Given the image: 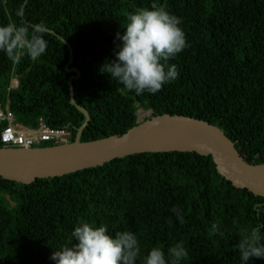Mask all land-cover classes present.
Returning a JSON list of instances; mask_svg holds the SVG:
<instances>
[{"label": "trees", "instance_id": "trees-1", "mask_svg": "<svg viewBox=\"0 0 264 264\" xmlns=\"http://www.w3.org/2000/svg\"><path fill=\"white\" fill-rule=\"evenodd\" d=\"M152 4L182 18L189 46L170 61L177 80L136 96L99 69L114 59L115 34L127 15ZM21 22L43 23L48 47L19 65L0 53V105L15 125L32 131L44 125L75 141L85 117L70 102L75 74L66 71L65 40L69 68L80 72L72 82L75 102L90 118L80 142L122 136L137 125L139 110L151 111L216 126L248 165L264 164V0H0V25ZM7 125L0 119V136ZM80 221L106 225L109 235L134 232L137 264L152 247L166 253L176 243L188 250L182 264H239L240 233L264 222V197L234 188L211 157L196 153L134 155L30 185L0 178V264H53L52 251L68 243Z\"/></svg>", "mask_w": 264, "mask_h": 264}, {"label": "clouds", "instance_id": "clouds-1", "mask_svg": "<svg viewBox=\"0 0 264 264\" xmlns=\"http://www.w3.org/2000/svg\"><path fill=\"white\" fill-rule=\"evenodd\" d=\"M182 18L166 7L152 4L130 12L122 31L115 34L114 59L103 63L99 69L136 96L155 95L163 86L179 77L175 63H170L189 45L181 25ZM47 29L43 23H9L0 25V53L13 64L19 65L25 57L40 59L48 47ZM16 85L17 80H14ZM262 205H256L261 215ZM180 224L185 223L176 207L170 209ZM213 235L224 233L213 226ZM237 250L239 264H249L252 258L264 260V222L250 230H242ZM188 250L182 243L169 247L167 252L152 247L143 255V264H182ZM49 259L53 264H137L141 259L138 236L129 230L109 235L106 225L94 226L80 221L73 227L67 244L53 250Z\"/></svg>", "mask_w": 264, "mask_h": 264}, {"label": "water", "instance_id": "water-1", "mask_svg": "<svg viewBox=\"0 0 264 264\" xmlns=\"http://www.w3.org/2000/svg\"><path fill=\"white\" fill-rule=\"evenodd\" d=\"M62 41L70 50L66 71L75 74L68 81L70 102L84 115L85 122L73 143L45 148H1L0 178L30 185L38 179L60 178L134 155L196 153L211 157L218 174L234 188L264 197V164L248 165L227 136L204 121L184 116H150L140 123L137 120V125L122 136L80 142L90 118L75 102L72 82L79 79L80 72L69 68L72 48Z\"/></svg>", "mask_w": 264, "mask_h": 264}, {"label": "built area", "instance_id": "built-area-1", "mask_svg": "<svg viewBox=\"0 0 264 264\" xmlns=\"http://www.w3.org/2000/svg\"><path fill=\"white\" fill-rule=\"evenodd\" d=\"M13 81L11 88H15ZM0 119L7 121V127L2 131L0 140L4 148H32L45 141H55L56 144L68 143L70 134L66 131H58L41 125L38 130L32 131L14 124V116L10 113L8 106L5 110L0 107Z\"/></svg>", "mask_w": 264, "mask_h": 264}, {"label": "rangeland", "instance_id": "rangeland-1", "mask_svg": "<svg viewBox=\"0 0 264 264\" xmlns=\"http://www.w3.org/2000/svg\"><path fill=\"white\" fill-rule=\"evenodd\" d=\"M151 116V113L148 111V112H144L142 110H139L137 112V117H138V122H143L144 120L150 118Z\"/></svg>", "mask_w": 264, "mask_h": 264}, {"label": "bare ground", "instance_id": "bare-ground-1", "mask_svg": "<svg viewBox=\"0 0 264 264\" xmlns=\"http://www.w3.org/2000/svg\"><path fill=\"white\" fill-rule=\"evenodd\" d=\"M17 86V85H16ZM0 107H1V105H0Z\"/></svg>", "mask_w": 264, "mask_h": 264}]
</instances>
